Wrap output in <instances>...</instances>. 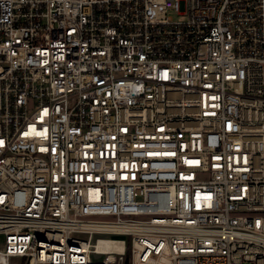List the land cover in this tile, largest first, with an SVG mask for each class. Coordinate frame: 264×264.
<instances>
[{
    "label": "built area",
    "instance_id": "1",
    "mask_svg": "<svg viewBox=\"0 0 264 264\" xmlns=\"http://www.w3.org/2000/svg\"><path fill=\"white\" fill-rule=\"evenodd\" d=\"M0 236V264H264V0H0Z\"/></svg>",
    "mask_w": 264,
    "mask_h": 264
},
{
    "label": "rangeland",
    "instance_id": "2",
    "mask_svg": "<svg viewBox=\"0 0 264 264\" xmlns=\"http://www.w3.org/2000/svg\"><path fill=\"white\" fill-rule=\"evenodd\" d=\"M116 238H120V239H127L126 236H115ZM3 239L4 237L3 236H0V246L2 245V242H3ZM105 243H109L108 241H103ZM113 243H110V245H112Z\"/></svg>",
    "mask_w": 264,
    "mask_h": 264
}]
</instances>
